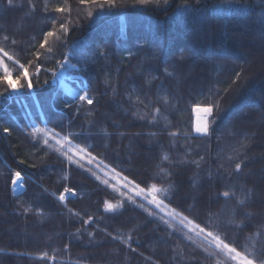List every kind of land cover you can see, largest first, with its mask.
Instances as JSON below:
<instances>
[{
    "label": "trees",
    "instance_id": "16d2710c",
    "mask_svg": "<svg viewBox=\"0 0 264 264\" xmlns=\"http://www.w3.org/2000/svg\"><path fill=\"white\" fill-rule=\"evenodd\" d=\"M0 47L34 90L0 83V264H235L92 165L68 164L30 134L44 127L156 183L168 207L249 258L264 253V0H0ZM86 89L93 105L78 100ZM195 106L212 107L207 137L193 133ZM13 168L25 177L15 195ZM64 187L76 195L62 203Z\"/></svg>",
    "mask_w": 264,
    "mask_h": 264
},
{
    "label": "snow or ice",
    "instance_id": "6c2138e0",
    "mask_svg": "<svg viewBox=\"0 0 264 264\" xmlns=\"http://www.w3.org/2000/svg\"><path fill=\"white\" fill-rule=\"evenodd\" d=\"M82 3H86L87 0H81ZM92 2L97 3L99 2L101 4V7H103L104 4L108 5L109 7L114 6L115 0H92ZM139 3L145 4L148 3V0H138ZM9 4H12V0H8ZM57 12H64L65 9L63 8H57ZM55 24V22H53ZM60 29L64 32L67 31L65 28L64 23L60 24ZM57 33L55 31H47L44 33V38L42 42L40 43L39 47L41 49H44L46 45L49 44V38L50 37H56ZM7 39V37H5ZM59 39V37H57ZM14 43V42H13ZM48 52H51L52 49L49 47ZM41 55L40 52L36 53L37 58H39ZM7 58L9 61L13 60V57L9 55L7 51L4 50V48L0 47V70H2V75H0V83H6L7 87L12 92H20L22 89L32 90L33 89V80L32 75L29 72L28 66L25 64L20 63L18 60L15 61V63L19 66L20 74L18 76L13 77L12 72L9 71L8 65L4 63V58ZM32 62L29 61V64ZM37 75L40 72V67L37 66L36 68ZM24 80L26 83L21 84V80ZM47 83V81H45ZM73 96H75V93H72ZM78 100L80 102H84L88 105H93L94 100L89 96L87 89L84 91L83 94H81L78 97ZM198 111H201L205 114L206 117L211 116L212 114V107H204V108H198ZM157 112L160 110L157 109ZM135 115V113H134ZM144 117L141 116V119ZM155 119V118H154ZM46 131L44 129H34V132H42ZM4 132L8 133L9 129L4 128ZM195 132L198 136L201 137H207L209 136V127L207 123H204L203 125L197 124L195 127ZM54 136H57V133H53ZM139 135V134H136ZM171 135H175V133H171ZM48 141L45 140V144H47ZM57 144H67L68 148L62 152V155L66 159L68 164H75L80 168L84 167V163L82 161H86L88 165H93L103 171L104 169H108V165H103V168H101L102 161L97 160V157L92 154L91 151L88 150L87 147H81L79 144H73L69 136H63L60 139L56 140ZM167 159V157H165ZM204 158L201 157V160ZM20 163H23L21 161ZM199 167L200 161H193ZM241 170V163L235 164V171L239 172ZM109 171L113 173V179H117L118 182H121L122 187L128 189L130 193H133L135 197H140L144 201L147 202V204L152 205L156 209H159L161 211L165 212V215L170 217H179L180 223H182L186 228L189 229V231H193L196 233L197 236H203L205 240H207L210 244H213L217 249L220 250V252L226 253L231 261H234L235 264H264V253H262L259 257V259H252L249 258L248 255L243 254L241 251L237 250V247L232 246L231 242H225V239H222L221 236L218 233H215L213 231L206 230L205 227H201L199 223H195L193 220H189L187 216H183L181 213H178L176 209L168 210V205L165 204L163 199H159V195L161 193L166 192L165 189L161 187H157L156 183H152L151 185H148L146 187H141L140 184L135 183L133 180H129L127 176H122L121 173L117 172L115 168H110ZM105 176H107L109 173L105 172ZM25 177L22 175L20 171H16L14 173L12 184L16 185L18 183H21ZM97 179H100L99 176H97ZM104 184H108V180L102 181ZM21 186H23L21 184ZM114 187V186H112ZM76 191L73 188L64 187L63 192L59 195V200L61 202H64L68 196H75ZM121 195H124V193H121ZM235 196V191L233 190H226L222 193L218 194L219 197L224 198H230ZM135 203V201H132ZM239 204H243V201H238ZM118 207L117 205H113L111 203H106L105 211H114L115 208ZM29 209H25L27 212ZM91 219V218H90Z\"/></svg>",
    "mask_w": 264,
    "mask_h": 264
},
{
    "label": "rangeland",
    "instance_id": "374dc122",
    "mask_svg": "<svg viewBox=\"0 0 264 264\" xmlns=\"http://www.w3.org/2000/svg\"><path fill=\"white\" fill-rule=\"evenodd\" d=\"M8 61V59L5 57L4 58V63L6 64V62ZM12 62H14V60H12ZM15 63V62H14ZM10 71V70H9ZM63 71H64V68H62L61 66H59L58 67V70L56 71V74L54 75V77L52 78V80H51V85H53V83H55L57 80H59L60 79V77L62 76V74H63ZM11 72V71H10ZM29 91H34L33 89L32 90H29ZM12 93V92H11ZM204 107H207V106H204ZM204 107H202V106H195L194 108H193V110H192V115H193V133L194 134H197L196 132H195V127H196V125L197 124H200V125H203L204 123H207V121H208V118H209V116L208 117H206L205 116V114L203 113V112H201V111H198L197 109L198 108H204ZM36 129H44V130H46V131H42V132H34V130L33 131H31L30 132V134L34 137V135L36 136V135H39L43 140H51L54 144L56 143V140L57 139H60V138H62L63 137V135H61L59 132H57V131H53L52 129H50V128H48V127H44V128H36ZM53 133H57L58 135L57 136H54L53 135ZM57 144V143H56ZM55 144V147L56 146H59L61 149H62V152L64 151V150H66L67 148H68V145L67 144H57L56 145ZM83 163H86L87 164V162L86 161H82ZM94 168H95V170L100 174H102L103 175V177H104V179L105 180H108V184L110 185V186H114L113 188H115V189H118V190H120L121 192H123L124 194H126V195H128V196H130V197H133L134 196V194L133 193H130L129 191H128V189H126V188H123L122 187V184H121V182H118L117 181V179H113V173H111L110 171H109V168L108 169H104L103 171H101L100 169H98L96 166H95V164H93L92 165ZM101 168H103V164H101V166H100ZM12 168V167H11ZM13 171L11 172V178L13 179V176H14V173L16 172V171H18L17 169H12ZM105 172H108L109 174L107 175V176H105ZM22 173V172H21ZM22 175H23V173H22ZM24 176V175H23ZM21 184L23 185V181L21 182V183H18V184H16V185H13L12 184V182L10 183V188H11V191H12V193L15 195V194H19V193H21V192H23V190H24V188H23V186H21ZM60 195V194H59ZM59 195L57 196V199L59 200ZM135 197V196H134ZM139 199H141L143 202H145L146 204H147V202L146 201H144L142 198H140V197H138ZM60 201V200H59ZM61 202V201H60ZM65 202V201H64ZM64 202H62V203H64ZM149 205V204H148ZM150 206H152V205H150ZM153 207V206H152ZM154 209H156L155 207H153ZM158 212H159V214H161V217H162V219L163 220H165L166 222L167 221H169V222H171V223H173V224H176V225H178V224H180L183 228H185L184 230L189 234V233H191L195 238H197L199 241L201 240L204 244H206L210 249H212L213 251H215V252H217V253H219V254H221V256L222 257H224V258H226V259H229L230 260V258L228 257V255L226 254V253H223V252H220V250L219 249H217L213 244H210L207 240H205L204 238H203V236H197L196 235V233L195 232H193V231H189V229L188 228H186L182 223H180V218L179 217H170V216H167V215H165V212L164 211H161V210H159V209H156ZM168 210H171V208L170 207H168ZM232 262H234V261H232ZM235 263V262H234Z\"/></svg>",
    "mask_w": 264,
    "mask_h": 264
}]
</instances>
